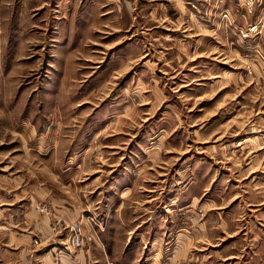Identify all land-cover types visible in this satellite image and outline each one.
<instances>
[{
    "label": "rangeland",
    "instance_id": "374dc122",
    "mask_svg": "<svg viewBox=\"0 0 264 264\" xmlns=\"http://www.w3.org/2000/svg\"><path fill=\"white\" fill-rule=\"evenodd\" d=\"M63 207L125 264H264V0H0V262Z\"/></svg>",
    "mask_w": 264,
    "mask_h": 264
},
{
    "label": "crops",
    "instance_id": "0c3cea01",
    "mask_svg": "<svg viewBox=\"0 0 264 264\" xmlns=\"http://www.w3.org/2000/svg\"><path fill=\"white\" fill-rule=\"evenodd\" d=\"M27 218L30 219L31 225H34L39 236H41L42 240H39L41 243L36 242L37 245L33 244L34 239L31 236L17 242L14 246L11 242L10 254L5 253V255L9 254L10 257L2 260L0 264H9L13 260V256L18 261L20 260L18 263L21 264H56V260L59 261V264H107L111 259L122 257L121 248L123 250L128 249L131 240L130 232L133 230L131 228L126 229L127 225L124 221H118L117 223L102 221L103 230L101 229L100 240L93 239L86 249L64 252L62 250H64L70 234L68 226L75 224L80 218V212L77 211L76 207H73V209L63 207L62 210L58 208L53 212L52 217L50 215L42 217L35 212H31ZM32 220H34L33 223ZM122 228L123 231H121ZM85 230L88 237L92 235L88 228ZM32 234L37 236L33 232ZM152 248L155 254L161 252V249L155 245ZM131 252L127 250L126 255L123 256L130 257V254H133ZM137 252L139 253V251ZM126 261L131 262L129 258L122 257V262H119V264L128 263ZM133 262L136 261L133 260Z\"/></svg>",
    "mask_w": 264,
    "mask_h": 264
},
{
    "label": "built area",
    "instance_id": "2783aa9c",
    "mask_svg": "<svg viewBox=\"0 0 264 264\" xmlns=\"http://www.w3.org/2000/svg\"><path fill=\"white\" fill-rule=\"evenodd\" d=\"M94 224L98 225L96 223ZM70 228H71L72 234H70L69 236L68 242L66 243L65 249L63 250L64 252H72L73 250L83 249L85 246L84 236L82 233V229H83L82 224L75 223Z\"/></svg>",
    "mask_w": 264,
    "mask_h": 264
}]
</instances>
